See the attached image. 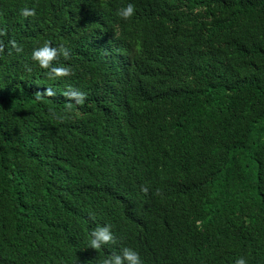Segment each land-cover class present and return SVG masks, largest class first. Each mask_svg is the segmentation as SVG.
I'll return each mask as SVG.
<instances>
[{
	"label": "trees",
	"instance_id": "1",
	"mask_svg": "<svg viewBox=\"0 0 264 264\" xmlns=\"http://www.w3.org/2000/svg\"><path fill=\"white\" fill-rule=\"evenodd\" d=\"M127 2L0 0V264H264V0Z\"/></svg>",
	"mask_w": 264,
	"mask_h": 264
},
{
	"label": "clouds",
	"instance_id": "2",
	"mask_svg": "<svg viewBox=\"0 0 264 264\" xmlns=\"http://www.w3.org/2000/svg\"><path fill=\"white\" fill-rule=\"evenodd\" d=\"M35 9L25 7L21 9V15L27 17L33 15ZM135 13V6L129 0L125 6L117 9V15L121 18L127 20L131 18ZM13 47H16L17 51H21V48L16 45L15 41L12 42ZM57 48L51 46L50 42H44L41 46L35 47L32 50L31 58L34 61H37L39 65L44 68L48 69V75L50 77H60L66 76L69 74V67L63 65H53L51 62L57 58ZM61 53L65 58L68 57V50L61 48ZM47 95H53L52 89L45 90ZM70 99L74 100L77 104H82L85 99V93L70 90L65 93ZM115 239L114 233L112 231V226L108 223H104L103 225H97L95 228L92 229L90 233V240L89 245L94 249L101 248L102 245H105ZM97 264H144L139 252L132 248V247H124L118 253L109 254L106 257L101 258ZM233 264H247V261L244 256H238L234 261Z\"/></svg>",
	"mask_w": 264,
	"mask_h": 264
}]
</instances>
